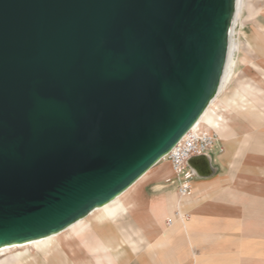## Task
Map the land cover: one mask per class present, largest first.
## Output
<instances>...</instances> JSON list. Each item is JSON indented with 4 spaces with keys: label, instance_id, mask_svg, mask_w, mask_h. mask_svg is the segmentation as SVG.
I'll return each mask as SVG.
<instances>
[{
    "label": "water",
    "instance_id": "1",
    "mask_svg": "<svg viewBox=\"0 0 264 264\" xmlns=\"http://www.w3.org/2000/svg\"><path fill=\"white\" fill-rule=\"evenodd\" d=\"M234 0H0V246L126 189L219 85Z\"/></svg>",
    "mask_w": 264,
    "mask_h": 264
},
{
    "label": "crops",
    "instance_id": "2",
    "mask_svg": "<svg viewBox=\"0 0 264 264\" xmlns=\"http://www.w3.org/2000/svg\"><path fill=\"white\" fill-rule=\"evenodd\" d=\"M235 63L233 56L227 83L199 122L214 129L218 139L210 152L188 160L194 171L192 194L178 195L175 182H165L172 171L169 161L160 159L116 202L32 243L40 264H264V158L254 155L264 147V134L257 133L264 128V91H247L249 96L235 90L218 97L234 75ZM136 194L143 202L133 203ZM252 212L263 216L252 218ZM113 222L126 226L125 234L111 230L99 236L97 227ZM26 254L29 261L28 253H20Z\"/></svg>",
    "mask_w": 264,
    "mask_h": 264
},
{
    "label": "rangeland",
    "instance_id": "3",
    "mask_svg": "<svg viewBox=\"0 0 264 264\" xmlns=\"http://www.w3.org/2000/svg\"><path fill=\"white\" fill-rule=\"evenodd\" d=\"M241 3V11L238 17L234 19L231 30V36L235 41H238L240 45L239 50H236L233 53V56L236 60L234 75L231 77L230 81L229 79L227 80L229 81L228 84L226 85L225 89L220 92L218 97H220L224 93L226 95H231V93L235 90L240 93H242L243 90H245L246 92H256L257 88H261V90L264 91V0H242ZM253 46H258L261 48L256 50L252 48ZM249 92H247L246 94H248ZM253 94H255L256 96H261L257 93ZM248 95L250 96V94ZM263 101L264 100L261 98V102ZM262 120V123L264 125V116L262 117ZM202 125L204 126V123ZM261 127L262 128H260L257 133L264 134V128L263 126ZM254 152V155L264 158V147L257 148L256 150H254ZM214 156L215 154L212 153L211 157L214 158ZM257 173L260 174L259 172ZM151 187H153V185L149 186L148 188ZM174 191L177 192V188H174ZM177 194L180 195L179 193ZM118 198H116L112 203L116 202ZM133 199L135 201L133 203L143 202L140 194L134 195ZM171 212H166L164 215H169ZM182 212L185 213L186 210ZM173 213L171 215H173ZM91 215V213L88 214L82 220L91 218ZM260 216H263V214H259V212H252V218H257ZM123 222L124 221H121L120 224H123ZM126 229V226H117L116 223L113 222L111 226L107 225L103 227H97V233L99 234V236H103L105 234H108L112 230L120 235L125 234V232L127 231ZM130 246L131 244L125 245L126 248ZM23 252H26L30 255L29 261L24 262L21 259L15 258L17 254ZM0 260H2L0 261V264H40V260H37L36 249L31 244H26L18 247L15 246L8 250L0 252Z\"/></svg>",
    "mask_w": 264,
    "mask_h": 264
},
{
    "label": "built area",
    "instance_id": "4",
    "mask_svg": "<svg viewBox=\"0 0 264 264\" xmlns=\"http://www.w3.org/2000/svg\"><path fill=\"white\" fill-rule=\"evenodd\" d=\"M217 139L216 131L205 128L202 123L189 128L161 158H166L169 161L172 171L171 176L165 178V182H175L177 192L181 196H190L192 194L191 179L194 176V171L189 167L188 160L193 156L210 152ZM175 215L187 218L188 214H180L176 211ZM171 222L172 218L168 217L166 224Z\"/></svg>",
    "mask_w": 264,
    "mask_h": 264
},
{
    "label": "bare ground",
    "instance_id": "5",
    "mask_svg": "<svg viewBox=\"0 0 264 264\" xmlns=\"http://www.w3.org/2000/svg\"><path fill=\"white\" fill-rule=\"evenodd\" d=\"M242 0H234L233 1V11H232V16H231V19H230V24H229V29H228V35H227V52H226V57H225V62H224V66H223V69H222V73H221V77H220V82H219V85L215 91V94L214 96L210 99V101L208 102V104L206 105V107L204 108V110L202 111V113L199 115V117L196 119V121L194 122V124L192 125L193 127L197 124H199L200 120L202 119V117L204 116V113H205V109L208 107V105L210 104V102L214 99L215 95L219 92V90L221 89V86L224 82V79H225V75L226 73L228 72V69H229V65L232 63L233 61V53L234 51H236L239 47V42L238 41H235L233 39V37L231 36V30H232V25L234 23V19H236L241 11V7H242ZM234 63V62H233ZM228 77V76H226ZM226 82V80H225ZM224 82V83H225ZM158 163V161L156 162ZM156 163H154L152 166H150L146 171H144L137 179H135L126 189H124L122 192H120L117 196H115L113 199H111L110 201L102 204V205H99V206H95L94 208H92L85 216H82L80 218H78L77 220H75L74 222L70 223L69 225L65 226L64 228L56 231V232H53V233H50L48 235H45V236H42V237H39V238H35V239H32V240H28V241H24V242H20V243H11V244H6V245H2L0 246V252L4 251V250H8L12 247H15V246H22V245H26V244H32V243H35V242H38V241H41V240H45L47 238H50V237H53L59 233H61L62 231L68 229L69 227H71L73 224L79 222L80 220H82L83 218H85L88 214H90L92 211L96 210V209H100V208H103L105 206H107L108 204L112 203L116 198H118L123 192H125L130 186H132L136 181H138L150 168H152ZM15 258H18V259H21L22 261L24 262H27L28 261V255L26 254L25 256L23 255H20L17 254Z\"/></svg>",
    "mask_w": 264,
    "mask_h": 264
}]
</instances>
